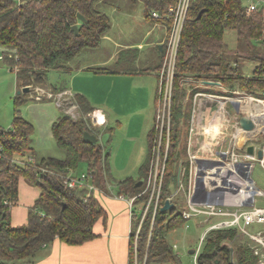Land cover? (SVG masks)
Wrapping results in <instances>:
<instances>
[{"label": "trees", "instance_id": "1", "mask_svg": "<svg viewBox=\"0 0 264 264\" xmlns=\"http://www.w3.org/2000/svg\"><path fill=\"white\" fill-rule=\"evenodd\" d=\"M104 1L0 0V43L4 46L6 62L26 85L45 83L48 71L53 69L68 75L71 70L69 63L83 50L99 46L111 28L110 16L97 6ZM176 2L143 0L145 19L164 21L170 32L172 22L166 13L168 7ZM246 7L245 0H192L190 5L175 62L172 133L158 206L155 213L152 206L149 208L138 236V256L145 261L144 264H180L179 255L166 234L187 221L182 214L186 199L180 200L174 194L181 160L182 124L187 125L191 117V110L183 109L180 99L182 85L188 78L214 80L226 87L229 95L236 88L254 95L264 94V53L258 51V48L264 47V6L251 12ZM201 9L205 11L198 18ZM154 10L159 11L161 17H153L151 13ZM78 13L85 19H81ZM74 24L78 25L79 34L72 29ZM226 29H235L239 40L243 41L239 50L245 51V47L252 46V52L237 54L242 59L256 62L250 74L243 73L238 61L234 64L230 61L224 40ZM67 85L52 83L50 88L56 93L66 90ZM197 90L192 88L189 99H193ZM73 98L78 103L79 117L74 118L62 111L51 128L56 145L65 153L63 157L38 155L32 146L34 123L23 115L15 114L8 127L0 124V264H29L43 246L56 238L69 244H80L94 237V223L107 215L96 197L98 191L112 190L119 195L135 196L133 204L141 202L144 206L150 197V190L143 192L145 181L141 185L137 182L150 174L159 144V128L155 129L154 125L147 133L148 149L139 167V176L116 179L112 175L111 153L106 150L109 139L104 144L101 140L89 142L83 136L85 130L97 135L102 133L90 124L89 113L94 110L93 105L83 94ZM15 99L19 104L28 98L19 93ZM105 131L111 132V127H106ZM162 143H165L164 140ZM81 163L86 167L83 172L91 175L89 182L95 184L98 191L88 186L71 187L64 182V176L79 174ZM185 167L183 176H187L188 180V166ZM22 178L37 186L40 193L28 208L27 221L13 225L11 209L19 200ZM167 198H171L173 205L162 210ZM141 215L142 211L137 214V223ZM134 235L135 232L133 239ZM131 253L133 262V251ZM258 262L259 254L246 234L236 226L210 229L197 255V264Z\"/></svg>", "mask_w": 264, "mask_h": 264}, {"label": "crops", "instance_id": "2", "mask_svg": "<svg viewBox=\"0 0 264 264\" xmlns=\"http://www.w3.org/2000/svg\"><path fill=\"white\" fill-rule=\"evenodd\" d=\"M142 19L143 20L140 21V24H142V22L145 23V20L151 24V27L147 26V29L144 30L140 39L150 37L152 40L150 42L156 45L160 50L157 59H153L157 61L154 65L147 66L149 63L145 64V66L137 65L136 67L126 65L127 63L130 64L134 59L138 63L141 62L147 57V54L138 56V53L136 52L137 50H134L135 47L143 48L144 46L142 42L135 43L137 40L135 41L131 39H126L124 41L118 39L116 36H113L110 31L112 29V25L109 32L102 38L99 46L87 48L108 52L107 55L104 54L96 59H86L84 63L76 64V66L73 64V61L69 63V66L71 67L69 72L71 79L66 87V90L63 91H67L69 96L72 98L77 94H83L87 97L89 102L94 107V110L89 113L90 124L93 127L100 129L102 131L101 134L104 133L106 127H110V117L112 115L110 114V111L116 115L121 113L126 114L132 109L129 108V101L126 100V87L124 84V79L126 77L139 78L140 76L151 73L156 75L157 83L154 92L155 104V94L159 85L158 68L161 67L160 64L162 65L164 43L167 39L169 31L168 26L164 21H149L145 19L144 10ZM0 50V56L3 55V57L0 58L3 59L2 63L5 64L8 69L12 70L10 65L6 62L5 54L3 52L4 46H2L1 43ZM125 50L130 53L134 51L136 54H133V56H122V53ZM122 59H125L123 62L125 65L121 64ZM53 71H57L58 73L60 72L58 69H53ZM15 73L17 77V94H19L22 93V90H19V88L26 86V84L24 80L18 76L16 70ZM191 79L192 78H188L186 82L189 83V80ZM198 81V85L194 84V86H192V88L196 87L198 90L194 93L193 103L189 108V110H191V117L187 126H191V135L188 143V151L190 150L195 153L197 158H218L220 151H226L229 158L232 154H234L238 155L239 158L242 157L243 160H250L252 162L257 160V150L264 148V143H262L261 139L255 137V135H251V139L247 144H253L255 146V153L252 155L248 154L246 146H243L242 144L246 133H244L239 127L238 120L241 116L240 113L250 115L253 118H258L259 128L264 129V123H261L260 121L261 116L264 117V99H260L261 97L259 96H248L245 100H235L237 105L235 106V111H233L230 107H233L234 105L225 99L227 98L226 95H229L226 87H224L221 83L208 84L204 83V80ZM81 82H88L89 84L82 85ZM51 84L52 83H50V87ZM27 85L32 86V84ZM139 90L141 95L140 100H142L144 96L146 97L144 94H148V92L146 89L139 88ZM240 90V88H236L233 93H243V90ZM210 94L213 96H209ZM39 100L55 101L56 99L44 97ZM56 102L59 107H57L58 111L54 106H51V109L44 120L45 128H48L47 132L45 130V136L47 138L44 137L43 139L34 141L32 137V146L37 150L38 155L40 156H48V154L45 153L46 147L49 144L48 138H54L51 129L52 123L62 111H65V109L61 107V104H59L58 99ZM141 109L142 105L138 104L133 111L138 112ZM17 113L23 115L20 111L15 110L14 116ZM203 129L207 130L204 132ZM201 133L205 135V138H203V141H198ZM188 158H190L189 155ZM253 168L251 173H253ZM177 170V185L180 184V188L183 186L182 176L186 170L185 165L182 164V159L180 160ZM206 170L210 171V169ZM191 176L194 175L192 173L190 161L188 188L186 193V202L183 206L184 209L187 207ZM254 184L258 193L263 190L262 186L259 185L257 181L254 180ZM209 189L210 187L208 186L207 190ZM39 193L40 189L37 186L28 183L23 178L20 179L19 200L12 206L11 209V223L13 225L23 224L27 221L28 208L33 205ZM211 193L212 192L205 191L202 196L198 195L197 199L199 201L208 200L213 196ZM174 194L177 193L174 192ZM96 197L106 209L107 215L106 218L101 217L94 223L93 231L95 232V236L80 244H69L59 238H56L51 243L43 246L39 254L29 264H129L132 257V251L134 254L132 263H135L137 258L134 252L135 243L133 246L134 239L132 236L136 229L137 214L142 211L141 206L131 204L129 196H120L117 192L112 190H110V192L98 191L96 192ZM257 201L256 193L254 200L249 202L247 205H243L241 208L254 206L258 203ZM229 217L230 216L225 215H215L210 218H206L201 215V218H198L195 221L198 226L206 225L208 228L213 222ZM187 221L185 223H187ZM195 253L196 252H194V254ZM137 264H139L138 260Z\"/></svg>", "mask_w": 264, "mask_h": 264}, {"label": "rangeland", "instance_id": "3", "mask_svg": "<svg viewBox=\"0 0 264 264\" xmlns=\"http://www.w3.org/2000/svg\"><path fill=\"white\" fill-rule=\"evenodd\" d=\"M115 5V6H113ZM98 8L101 9L103 12L107 13L111 19L112 29L110 30L113 36H116L118 39L126 40H137L135 43L142 42L143 48L135 47L134 50L138 53L137 55H146L147 57L142 60L141 62H136V60H132L130 64L133 67L137 65H143L149 63V65H154L157 61L153 59H157L158 54L160 53L159 48L151 43V38L140 39L141 35H143L144 30L147 29V26L151 27V24L146 22L140 21L142 19L143 10H144V3L143 0H106L104 2L99 3ZM119 7V8H118ZM151 21V20H149ZM155 21V20H153ZM159 21V20H158ZM169 35V33H168ZM137 37V39H136ZM168 38V36H167ZM167 40V39H166ZM224 40L228 47V55L230 61L234 64L236 61L239 62L241 65L242 71L245 74H250L252 70L257 65L255 61L250 59H242L238 57V53H243L246 55L247 53L252 52V46L249 48L245 47V51H241L238 49L239 44H243L242 40H239L238 34L235 29H226L224 34ZM166 43V41H165ZM164 43V45H165ZM248 51H247V50ZM250 50V51H249ZM259 52L264 53V47L258 48ZM1 52V50H0ZM107 55L108 52H102L100 50H83L77 58L73 60V64H82L86 61V59H96L97 57H101L102 55ZM122 56H133L136 54L134 51L131 53L128 51H123ZM121 56V57H122ZM165 52L162 58V64L164 63ZM125 59L121 60V64H123ZM3 59H0V124L8 127L12 124L14 118V112L20 111L23 116L28 118L34 123V132L32 137L34 141L38 139H43L46 137V132L48 128H45V118L51 109V106H54L55 109L58 111V105L56 100H47L42 101L34 96L35 87L40 86L44 88L50 87V83L55 85H60L63 83L69 84L70 81V74L58 73L57 71L50 70L48 71L45 79V83H38L32 84L30 91H23V87H20L19 90H22V93L28 98L23 103L16 104L15 96L17 94L18 88L16 87L17 77L15 73V69L12 70L8 69L5 64L2 63ZM141 63V64H140ZM260 64V63H259ZM158 74L162 69V66L158 68ZM159 75V85L157 92L155 94V104H154V92L157 83V77L154 74H148L137 77H126L124 79V84L126 87V100L129 101V108H132L131 111H128L126 114H113L110 111V127H111V134L110 140L106 145V150H108L110 155V163L112 168V175L116 179L124 178L125 176L132 175L134 177L139 176V167L141 163L144 161L146 154H147V133L149 129L155 125V129L159 128V137H158V147L155 153V160L153 164H151L150 174L147 178H145L144 182V190H152L153 187V180L150 181V177L153 179L155 177L156 172H159L162 167H164L166 156H167V149L168 144L171 139L172 127H171V106H172V95L171 96L167 93L165 88V80H162ZM82 85L89 84L88 82H81ZM194 84H199L198 80H189V83H185L182 85V90L180 92L181 101L183 104V109L189 110L191 103H193V99H189L190 92L192 90V86ZM47 86V87H46ZM146 89L148 94L142 100H140V90ZM52 90V89H51ZM53 91V90H52ZM56 91V90H55ZM242 91V90H240ZM184 94V95H183ZM262 95V96H260ZM248 96L253 97H261L260 99H264L263 93L252 94L246 90L242 92H234L233 95H226L228 102L233 104V107H230L231 110L235 111V100H242L247 99ZM36 98V99H33ZM194 98V97H193ZM65 102L61 103V107L64 109H68L72 103H76L74 98L70 97L68 100H63ZM192 101V102H191ZM191 102V103H190ZM263 103V102H262ZM78 104V103H77ZM138 104L142 105V109L138 112L133 111L138 106ZM166 105V106H165ZM58 107V108H57ZM79 115V108L77 107L73 109ZM243 115V113H240ZM191 126L183 125L181 130L180 136V145L179 149L181 152V159L185 166L190 165V158H188V143L190 141L191 135ZM204 132L207 129H203ZM161 131L162 135H161ZM162 136V140L160 142V138ZM255 137L261 139L262 143H264V129L262 131H258L255 134ZM47 138V137H46ZM165 138V139H164ZM205 135L201 133L199 136L198 141H203ZM49 144L46 147L45 153L48 155H55V156H64V151L60 149L54 140V138H48ZM164 140V144L162 143ZM162 144L165 146L164 154L162 155ZM188 161V162H187ZM85 164L81 163L78 167V172L81 173L85 171ZM224 174L227 173V170L223 171ZM252 178L262 186V189L259 193H257V206L261 205L260 207H264V163L261 162L260 159L254 161V168L252 173ZM231 180L242 187V189L237 193H232L227 191L225 193V202L224 205L227 209H236L241 208L242 202L244 199L250 196L244 189L246 188L245 181L240 178L238 175H232ZM150 181V183H149ZM160 179L157 181V187H159ZM162 184V183H161ZM182 184L183 186L179 188L180 184L174 187V191L177 193V197L180 200L182 198L186 199V193L188 188V180L187 176H182ZM109 185H111L109 183ZM149 186V187H148ZM178 190V191H177ZM152 193V192H151ZM151 195V194H150ZM133 197V196H131ZM150 197H148V200ZM147 200V201H148ZM138 206L143 207L144 203H139ZM201 218L200 216L190 218L187 223L174 228L167 232L166 237L168 241L172 244L175 252L179 255L180 264H197L195 259L194 252H190L191 249H197L199 244L201 243L202 235L206 230V225L198 226L196 224V219ZM139 222L136 224L135 235H134V252L136 255L139 264H144L145 261H141L138 256V236L141 230L139 226ZM140 227V228H138ZM247 229L251 232H258L259 230H264V223H254L247 226ZM138 234V235H137ZM246 237L249 239L250 243L254 246L255 251L258 252L264 251V247L262 243L252 239L249 235L246 234ZM202 246V244H201ZM200 246V248H201ZM259 253V254H260ZM260 258V255H259Z\"/></svg>", "mask_w": 264, "mask_h": 264}, {"label": "built area", "instance_id": "4", "mask_svg": "<svg viewBox=\"0 0 264 264\" xmlns=\"http://www.w3.org/2000/svg\"><path fill=\"white\" fill-rule=\"evenodd\" d=\"M192 3V0H177L176 4L171 5L168 7V11L166 13V16L171 19L172 25L171 30L169 32L168 38L166 40V43L164 45V52H165V58L164 63L162 65V69L159 72L161 79L165 80V88L168 94L172 93L173 89V78H174V70H175V62L177 58L178 48L181 40L182 30L187 18V14L190 8V5ZM246 8L248 12L257 10L260 6H264V0H245ZM152 16L155 18L161 17V14L159 11H152ZM3 55L0 56L2 58ZM35 95L37 99H41L44 97L54 98L58 99L59 104L62 102H65L63 100H68L70 98L67 91L63 92H53L50 88H44L37 86L35 87ZM213 96V95H209ZM166 106V105H165ZM78 104L72 103L71 106L68 109H65V112L71 114L74 118L79 117L75 111H73L74 108L77 109ZM161 131V135H162ZM162 140V136L160 138V142ZM190 161H191V167H192V173L194 176H191L190 178V190L188 194V200H187V207L183 209V216L187 220H189L192 217L203 215L206 218H210L211 216L215 215H225L230 216L226 219H220L218 221L213 222L204 232L202 235L201 243L199 244L198 248L196 249L195 253V259L197 261V255L200 250V246L205 238V235L210 229L213 228H220V227H232L236 226L238 227L242 232L249 235L252 239L257 240L262 243V246L264 247V231H258V232H251L247 229V226L254 223H264V207L260 206H251L248 208H236V209H227L224 204L220 203V192L216 191L214 189V185L210 183V178L212 176L209 174L210 171L206 170L205 174V191L212 192L211 195H213L210 199L205 201H193L192 200V194L194 192V180L195 175L197 172V166H196V154L188 151ZM247 158V156H246ZM240 160H243L242 157L239 158L238 155L232 154L229 158L230 163H236ZM262 162H264V158L262 159ZM165 167V164H164ZM164 167L161 168L159 172H156L155 177L152 179L150 177V181L153 180V187L151 190L150 199L145 204L142 215L140 218V227L142 225V222L149 210V208L153 207V212L155 213L157 206H158V199L160 195V188L162 183V177L164 173ZM194 171V172H193ZM90 176L88 172H81L79 174L70 173L68 176H64V182L68 184V186L71 187H84L88 186L89 189H93L95 191H98L99 188L95 186V184L89 182ZM214 178V177H213ZM215 178H217L215 176ZM160 179L159 187H157V181ZM149 181V183H150ZM208 186L210 187L209 190ZM149 187V186H148ZM214 189V190H211ZM205 191H201L199 193V196H202ZM123 196V195H120ZM135 196L129 197V201L131 204H133ZM138 227V228H140ZM140 229H138V232ZM138 235V234H137ZM257 254L258 250L255 251ZM259 262L258 264H264V251H262L260 254ZM136 259V258H135ZM129 264H137V259L135 260V263H132L131 261Z\"/></svg>", "mask_w": 264, "mask_h": 264}, {"label": "water", "instance_id": "5", "mask_svg": "<svg viewBox=\"0 0 264 264\" xmlns=\"http://www.w3.org/2000/svg\"><path fill=\"white\" fill-rule=\"evenodd\" d=\"M205 11V9H201L197 15L198 18L201 17L202 13ZM78 16L81 19H85L84 16L81 13H78ZM72 29L75 31L76 34H79L78 25L74 24L72 26ZM204 83L208 84H215L220 83L219 81L214 80H204ZM31 86L26 85L23 87V91H30ZM239 127L242 129L244 133H246L244 140L242 142L243 146H246V151L248 154H254L255 153V146L253 144H247L249 140L251 139V135L257 134L256 129L258 126V118H253L250 115L243 114L240 116L238 120ZM84 139L89 142H96L98 140H101L104 144L107 143V140L109 139V132H104L101 135H97L93 132H90L89 130H85L83 133ZM257 158L262 160L264 158V148H260L257 150ZM197 165V172L195 175V182H194V192L192 194V200L193 201H199L197 199L199 193L201 191H205V174L206 169H210V175L212 178H210V183L214 185V189L216 191L220 192V203L224 204L225 202V193L227 191L232 193L239 192L242 187L236 184L231 180L232 175H238L240 178H242L246 183V188L244 189L247 193L250 194V196L243 200L242 205H247L249 202L254 200V196L258 191L255 188L254 179L252 178V168L254 165V162L250 160H240L236 163H230L229 156L226 151H220L218 158H204V157H198L195 160ZM227 170V173L224 174L223 171ZM215 176L217 178H215ZM214 177V178H213ZM145 181L144 178H141L137 185H141ZM173 205V202L171 201V198H167L165 200L164 205L162 206V210L169 209ZM196 249H191L190 252H195Z\"/></svg>", "mask_w": 264, "mask_h": 264}, {"label": "bare ground", "instance_id": "6", "mask_svg": "<svg viewBox=\"0 0 264 264\" xmlns=\"http://www.w3.org/2000/svg\"><path fill=\"white\" fill-rule=\"evenodd\" d=\"M264 105V104H263ZM264 108V107H263ZM263 113H264V111H263ZM261 123L263 122L264 123V117L263 116H261ZM263 125V124H262ZM258 131H262V129H260L259 128V125L257 126V129H256V132H258Z\"/></svg>", "mask_w": 264, "mask_h": 264}]
</instances>
